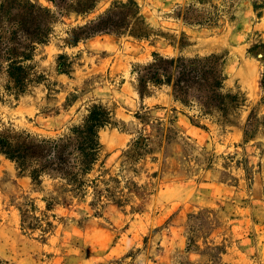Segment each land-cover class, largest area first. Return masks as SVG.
Masks as SVG:
<instances>
[{
    "label": "rangeland",
    "instance_id": "374dc122",
    "mask_svg": "<svg viewBox=\"0 0 264 264\" xmlns=\"http://www.w3.org/2000/svg\"><path fill=\"white\" fill-rule=\"evenodd\" d=\"M29 1L52 29L25 92L0 72V133L72 135L94 105L110 121L77 180L0 152V264H258L223 255L264 231V0Z\"/></svg>",
    "mask_w": 264,
    "mask_h": 264
},
{
    "label": "trees",
    "instance_id": "16d2710c",
    "mask_svg": "<svg viewBox=\"0 0 264 264\" xmlns=\"http://www.w3.org/2000/svg\"><path fill=\"white\" fill-rule=\"evenodd\" d=\"M51 21L50 10L42 5L29 0L1 1L0 72H5V86L10 92H25L33 82V66L26 62L34 56L35 43L48 40L52 29ZM94 28L102 30L104 27ZM80 36V33H75L70 42L78 41ZM204 66L197 59L182 62L178 65L179 75L174 86L185 92L183 86L190 75H202L206 79ZM216 72L218 70L214 72L213 92L217 93L221 89L223 75ZM217 97L221 98L223 95L218 92ZM223 103L222 99L216 105L221 109ZM109 121L108 110L101 105H94L84 121L72 128V135L47 139L36 138L28 133H0V152L15 160L22 170L29 169L34 179L49 173L66 177L74 175L77 180L76 168L85 173L97 162L101 149L99 130Z\"/></svg>",
    "mask_w": 264,
    "mask_h": 264
},
{
    "label": "crops",
    "instance_id": "0c3cea01",
    "mask_svg": "<svg viewBox=\"0 0 264 264\" xmlns=\"http://www.w3.org/2000/svg\"><path fill=\"white\" fill-rule=\"evenodd\" d=\"M169 97V96H168ZM170 100H174L170 97ZM253 242H251L250 238H246L244 240L241 241V243L243 242V244H247L248 246H243L242 247V251L246 254L245 259L242 258L241 256H234L229 250L227 252H224L223 255V259L224 260H229V262L231 260L237 259V260H248L252 263H258V264H264V262H262V257L258 256L257 260L252 256V252H251V248L253 245H255L256 247H259L260 250V246L263 245L264 246V231H260L259 233L255 234L254 237H252ZM259 253V252H257Z\"/></svg>",
    "mask_w": 264,
    "mask_h": 264
}]
</instances>
